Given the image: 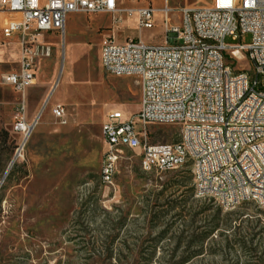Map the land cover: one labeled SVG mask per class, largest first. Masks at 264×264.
Returning <instances> with one entry per match:
<instances>
[{
	"label": "rangeland",
	"instance_id": "rangeland-1",
	"mask_svg": "<svg viewBox=\"0 0 264 264\" xmlns=\"http://www.w3.org/2000/svg\"><path fill=\"white\" fill-rule=\"evenodd\" d=\"M119 1L121 8L168 5L173 26L181 8L211 3ZM142 32L133 21L112 29L107 16L70 15L65 34H48L51 57L40 49L36 81L25 93L24 122L35 126L24 142L16 131L21 96L2 83L4 64L18 61L20 47L0 31V264H264V210L247 203L224 212L198 197L190 165L150 172L141 152L125 150L113 184L102 182L105 116L119 110L129 120L141 97L138 79L104 72L102 41L111 34L119 43L136 36L154 45L164 40L159 29ZM250 42L251 36L225 40ZM226 63L233 62L226 57ZM233 69L254 75L247 60ZM58 105L66 110L65 125L53 116ZM145 129L151 145L179 142V126Z\"/></svg>",
	"mask_w": 264,
	"mask_h": 264
},
{
	"label": "built area",
	"instance_id": "built-area-1",
	"mask_svg": "<svg viewBox=\"0 0 264 264\" xmlns=\"http://www.w3.org/2000/svg\"><path fill=\"white\" fill-rule=\"evenodd\" d=\"M171 12L168 5L121 8L119 0H0V31L5 39L18 38L21 47L18 71L2 77L21 96L16 131L27 142L25 93L36 81L40 49L44 58L51 57L46 37L65 34L68 16L104 15L112 29L134 21L139 31L155 29L160 17L163 44L141 38L119 43L115 34L102 41L104 72L141 84L136 114L129 120L119 110L105 116L102 182L113 184L125 150L139 151L146 171L162 174L190 165L196 195L213 199L224 212L247 203L264 210V0H211L205 7H183L174 26ZM170 34L176 44H169ZM244 36H251V42L225 43L228 37L237 42ZM226 57L233 63L227 64ZM243 60L253 65L254 75L234 71L233 65ZM52 113L61 124L68 123L63 106ZM150 125L179 126V142L149 144L145 128Z\"/></svg>",
	"mask_w": 264,
	"mask_h": 264
},
{
	"label": "crops",
	"instance_id": "crops-1",
	"mask_svg": "<svg viewBox=\"0 0 264 264\" xmlns=\"http://www.w3.org/2000/svg\"><path fill=\"white\" fill-rule=\"evenodd\" d=\"M120 2V1H119ZM139 7H141V6H135V7H133V8H139ZM98 16V15H97ZM162 20H161V18L159 17L158 18V20H157V25H156V29H159L160 30V32L162 33V35H163V37H164V40L162 41V42H160V43H158V44H163L164 42H165V30H164V28H163V25H162V22H161ZM134 22V21H133ZM127 24L129 23V21H127L126 22ZM135 23V22H134ZM140 33L143 35V32L142 31H140ZM112 35V34H111ZM144 36V35H143ZM142 36V37H143ZM142 37L141 36H136L135 38H141L142 39ZM46 38H49V36H47ZM126 38V37H125ZM18 39V38H17ZM127 39H125L124 40V42L126 41ZM143 40V39H142ZM124 42H122V43H124ZM18 45H19V47H20V44H19V42H16ZM18 55H19V57L21 58V47H20V49H19V53H18ZM20 58H18V61H16V63L15 64H12V65H6V64H4V67H3V71H2V73H4L3 75H2V77L4 76V75H6V74H10V73H13V72H16V71H18V69H19V65H20ZM100 61H101V51H100ZM4 62H6V61H4ZM7 66H9V67H7ZM102 66V65H101ZM36 77H37V72H36Z\"/></svg>",
	"mask_w": 264,
	"mask_h": 264
},
{
	"label": "water",
	"instance_id": "water-1",
	"mask_svg": "<svg viewBox=\"0 0 264 264\" xmlns=\"http://www.w3.org/2000/svg\"><path fill=\"white\" fill-rule=\"evenodd\" d=\"M34 126H35V125H33L32 127H30L29 135L32 133V131H33V129H34Z\"/></svg>",
	"mask_w": 264,
	"mask_h": 264
},
{
	"label": "bare ground",
	"instance_id": "bare-ground-1",
	"mask_svg": "<svg viewBox=\"0 0 264 264\" xmlns=\"http://www.w3.org/2000/svg\"><path fill=\"white\" fill-rule=\"evenodd\" d=\"M29 127L25 126V134H27ZM21 154V153H20ZM19 157V156H18Z\"/></svg>",
	"mask_w": 264,
	"mask_h": 264
},
{
	"label": "trees",
	"instance_id": "trees-1",
	"mask_svg": "<svg viewBox=\"0 0 264 264\" xmlns=\"http://www.w3.org/2000/svg\"><path fill=\"white\" fill-rule=\"evenodd\" d=\"M244 245H246V243H244Z\"/></svg>",
	"mask_w": 264,
	"mask_h": 264
}]
</instances>
